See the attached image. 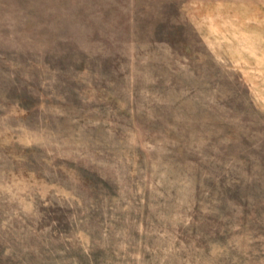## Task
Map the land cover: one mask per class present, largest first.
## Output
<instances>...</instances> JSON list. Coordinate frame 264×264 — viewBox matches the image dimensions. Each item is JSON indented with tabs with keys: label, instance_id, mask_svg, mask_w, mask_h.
Segmentation results:
<instances>
[{
	"label": "rangeland",
	"instance_id": "1",
	"mask_svg": "<svg viewBox=\"0 0 264 264\" xmlns=\"http://www.w3.org/2000/svg\"><path fill=\"white\" fill-rule=\"evenodd\" d=\"M0 264H264V0H0Z\"/></svg>",
	"mask_w": 264,
	"mask_h": 264
}]
</instances>
